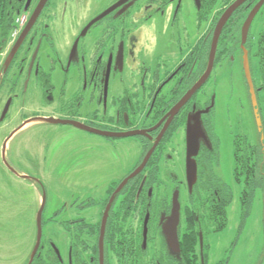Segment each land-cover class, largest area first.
Masks as SVG:
<instances>
[{
  "label": "flooded vegetation",
  "instance_id": "obj_1",
  "mask_svg": "<svg viewBox=\"0 0 264 264\" xmlns=\"http://www.w3.org/2000/svg\"><path fill=\"white\" fill-rule=\"evenodd\" d=\"M6 1L18 12L27 6L26 25L42 0ZM236 1L45 0L9 67L0 71L5 104L11 100L9 110L18 107L10 135L40 125L70 126L100 136L115 154L114 163L91 144L81 156L72 151L55 157L53 181L90 189L105 184L103 192L73 196L67 208L46 210L45 203L37 248L39 208L34 244L0 242V264H230L252 214L259 215L260 239L255 230L250 260L264 264V3L247 29L260 0H243L234 8L212 57L219 22ZM52 129L37 137L61 134ZM128 138L139 152L133 168L122 171ZM228 146L229 179L222 169ZM150 150L142 170L129 177ZM30 151L25 143L15 159L36 170L19 176L37 182V174L45 183L47 156L35 159ZM188 157L197 168L192 185ZM231 221L238 236L226 255L215 257L214 237ZM165 229L175 232L178 243Z\"/></svg>",
  "mask_w": 264,
  "mask_h": 264
},
{
  "label": "rangeland",
  "instance_id": "obj_2",
  "mask_svg": "<svg viewBox=\"0 0 264 264\" xmlns=\"http://www.w3.org/2000/svg\"><path fill=\"white\" fill-rule=\"evenodd\" d=\"M4 4H6V8L9 13L18 16L22 12H25V9L18 12V7L15 9H11L8 6L7 1ZM6 14L7 12H5V14L0 13V17H2L7 22L8 18ZM16 27L17 25L14 21V27L7 33V35L5 36V43L0 48V71H2L3 69L2 63L5 59V56L7 55L8 50H10L12 43L17 38ZM2 31L3 29L2 27H0V37ZM4 91L5 88L1 85L0 116L2 115L6 105ZM220 106L224 108H222L223 110H221V114L225 115L227 113V107H224V101ZM229 107L230 109H232L233 105H230ZM17 108V105H13L8 112L6 120L4 122H0V242H9L11 245H15V243L26 241L32 246L36 237V223L34 218L36 214L35 211L39 208L44 194L46 195V210H51L62 207L64 205H66L67 208L68 204L73 200V196H81L82 194L87 193L89 190H91L94 194H100L103 192L101 190L105 187V184H100L94 185L97 187L91 186L90 189L89 185H75L66 183L63 184L58 181H53V177H56L54 165L55 157L61 154L67 156L72 151H76L79 156H81L82 153L87 151L86 149L88 145V150L92 148L91 145L95 146V152L102 153L106 162L114 163L113 156L115 154L111 153L110 155L109 150L103 144L100 136H90L87 135L86 132L72 128L70 126L40 125L32 127L29 130H20L9 139V143L6 147V160L8 164H10L11 167L15 170L12 171L3 160L2 149L5 140L10 137L12 127L17 123H14L15 119H13L14 115L16 114ZM52 128H58L61 134H58V136L45 134L41 138L37 137L40 134L39 132L41 130H50ZM133 139L134 138L127 139L129 140L126 147L127 151L124 152L126 153V162L124 161V164L120 165L122 171L128 170V168H133L132 166L135 162L136 155L139 152V148L136 146L133 147L131 143ZM25 143L28 144L30 146V149L32 150L30 152H27V155L31 153L32 156L35 157V159H42L43 156H47L48 163L44 168L48 171L43 174L45 183L38 179L39 176L37 174H35L37 182L25 180L24 178H21L19 176V171L36 170L35 167L29 164H27L29 169L19 165L17 163V160L15 159ZM229 148L231 151L229 150ZM229 148L225 151V153H223L222 159V169L223 172L226 173L227 179L231 178L233 172L232 147ZM66 150L69 151L65 153L64 151ZM108 166L109 163H107V167ZM107 175L108 174L106 173V176ZM236 188V191H238L239 188ZM27 211L30 212L27 216H25V213ZM19 214H22V216H20ZM17 215H19L20 217H18ZM13 217H15V219L11 221L10 219ZM258 222L259 215L252 214L249 217L246 227L241 234L240 239L238 240V243H236L231 252V255H229L230 257L232 256V262L230 264H251L249 253L253 248V242L255 241L256 233L259 229ZM237 232V224H234V221H231V224L227 230L214 237L215 241L217 242L214 251L215 257H220V255H222L223 253L224 255H226L225 251L232 245L231 243L233 239L235 241L236 237L238 236ZM259 237L257 233V238Z\"/></svg>",
  "mask_w": 264,
  "mask_h": 264
},
{
  "label": "water",
  "instance_id": "obj_3",
  "mask_svg": "<svg viewBox=\"0 0 264 264\" xmlns=\"http://www.w3.org/2000/svg\"><path fill=\"white\" fill-rule=\"evenodd\" d=\"M243 0H237L227 11L226 13L222 16L220 22H219V25H218V30L216 31V34L214 36V39H213V45H212V57L214 55V52L216 50V47H217V43H218V37H219V32L221 30V27L222 25L224 24V22L226 21L227 17L229 16V14L234 10V8L239 5ZM44 2L45 0H42L41 3L38 5V7L36 8L34 14L31 16L30 20L28 21V23L26 24V26L24 27V29L22 30L21 34L19 35L18 39L16 40L15 44L13 45L10 53L8 54V56L6 57L4 63H3V69L1 71V73L5 72L7 70V68L9 67L11 61L13 60L16 52L18 51V49L20 48L22 42L24 41L25 37L27 36L28 32L30 31V29L32 28L33 24L35 23L36 21V18L41 10V8L44 6ZM264 3V0H260V2L256 5V7L254 8V10L252 11V13L250 14L249 18L247 19V22H246V25H245V29H247V27L249 26V24L251 23V20L253 18V16L255 15V13L258 11V9L261 7V5ZM25 10H27V6L25 7ZM244 29V30H245ZM246 34V33H245ZM209 72L206 73L188 92L187 94L182 98V100L179 102V104L176 106V108L180 107L183 103H185V101L190 98V96L197 91L198 88H200V86L202 85V83L204 82L205 78L208 76ZM248 79H249V82H250V86H251V92H252V99H253V102L254 104H256V97H255V92H254V88H253V84H252V79H251V76L250 74H248ZM10 104H11V100H8V102L6 103L5 105V108L3 110V113H2V116H1V119H4L5 115L7 114L8 110H9V107H10ZM56 121V120H55ZM258 121H259V118H258ZM58 122V121H57ZM63 122H70V121H63ZM84 128H88L86 126H84ZM90 129V128H89ZM94 131L96 132H99L100 134H109V135H122V136H126V135H135L137 133V131L135 132H131V133H123V134H120V133H110V132H104V131H100V130H95ZM15 134V132H13L9 139ZM6 140L5 142V148H6V143L8 142V140ZM5 152V149L3 151V154ZM152 154V150L149 151V153L147 154L144 162L142 163V165L140 167H138V169H136L134 172H132L130 174L129 177H133L134 175L137 174V172H140L142 170V168L144 167V165L146 164L149 156ZM192 154V153H191ZM191 154L189 155V157L191 156ZM188 157V165H187V175H188V179H189V182L190 184L192 185L193 182H195L196 180V174H197V168H196V162L194 161V159H189ZM3 160L4 162L6 163V165L9 166L5 156L3 155ZM128 177V178H129ZM127 179H125L121 185L119 186L118 190L121 189L123 187V185L127 182ZM117 190V191H118ZM45 203H46V195L44 194L43 198H42V201H41V205L39 207V210H38V239H37V245H36V248L37 246L39 245L40 241H41V237H42V212L44 210V207H45ZM179 202H178V198L177 196L175 197L174 199V215L176 216H173L174 218H178V212H179ZM105 220H106V217H104V221H103V228L105 226ZM166 230V235L167 237L169 238V240L171 242H176L178 243V238H175L176 234L175 232L173 233V231L171 232H168L167 229ZM104 233V230H102V234ZM171 239H174L173 241ZM176 250H178L177 248H175Z\"/></svg>",
  "mask_w": 264,
  "mask_h": 264
},
{
  "label": "trees",
  "instance_id": "obj_4",
  "mask_svg": "<svg viewBox=\"0 0 264 264\" xmlns=\"http://www.w3.org/2000/svg\"><path fill=\"white\" fill-rule=\"evenodd\" d=\"M6 2V0H0V13L5 14V12H7V22L0 17V27H2L3 31L1 33V37H0V48L4 45L5 43V36L7 35V33L9 31H11V29L14 27V21L16 19V15H12L11 13L8 12L7 8H6V4H4ZM3 68V67H2Z\"/></svg>",
  "mask_w": 264,
  "mask_h": 264
},
{
  "label": "built area",
  "instance_id": "obj_5",
  "mask_svg": "<svg viewBox=\"0 0 264 264\" xmlns=\"http://www.w3.org/2000/svg\"><path fill=\"white\" fill-rule=\"evenodd\" d=\"M26 22V15H21L17 18L16 23H17V33L19 31V29L24 25V23Z\"/></svg>",
  "mask_w": 264,
  "mask_h": 264
}]
</instances>
